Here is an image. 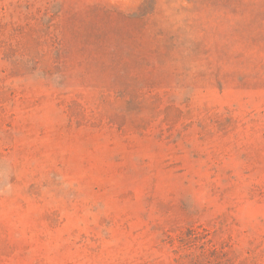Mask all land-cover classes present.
<instances>
[{
    "label": "rangeland",
    "instance_id": "374dc122",
    "mask_svg": "<svg viewBox=\"0 0 264 264\" xmlns=\"http://www.w3.org/2000/svg\"><path fill=\"white\" fill-rule=\"evenodd\" d=\"M18 1L0 0V264H167L160 240L188 226L231 238L239 253L260 241L264 0H27L22 12L62 15L80 40L104 26L103 12L126 41L140 30L157 36L143 42L164 51L158 66L169 72L154 68L149 82L169 86L168 100L187 110L169 142L69 125L49 81L12 71ZM227 110L240 124L222 136L209 116Z\"/></svg>",
    "mask_w": 264,
    "mask_h": 264
},
{
    "label": "trees",
    "instance_id": "16d2710c",
    "mask_svg": "<svg viewBox=\"0 0 264 264\" xmlns=\"http://www.w3.org/2000/svg\"><path fill=\"white\" fill-rule=\"evenodd\" d=\"M28 4L27 0L15 3L16 17L9 24L6 51L12 71L21 75L36 73L49 81L46 86L69 125L82 126L93 135L113 134L124 142L150 137L169 142L173 131L181 137L182 132L175 127L185 120L187 110L168 100L173 94L169 86L149 82V72L154 68L169 72L158 66L157 59L164 51L143 42L157 36L140 30L129 33L126 41L120 38L119 30L108 27L113 14L103 12L104 26L89 29L80 40L82 30L75 25L67 28L62 15L37 20L35 12H22L30 9ZM32 21H38V25H31ZM76 38L78 42L72 44ZM171 71L176 72V68ZM141 80H146L144 85H139ZM68 84L81 88L72 92ZM88 102H92L91 108ZM209 121L214 124L215 133L222 136L240 124L229 110L209 116ZM159 123L171 128L168 134L152 130V125ZM174 232L167 231L159 242V249L170 255L167 264H264V234L260 241L251 242L248 252L239 253L233 248L236 243H230L231 238L213 240L205 229L188 226Z\"/></svg>",
    "mask_w": 264,
    "mask_h": 264
}]
</instances>
